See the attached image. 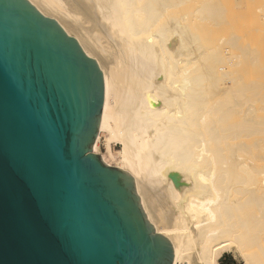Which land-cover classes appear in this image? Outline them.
I'll return each mask as SVG.
<instances>
[{
	"label": "bare ground",
	"instance_id": "1",
	"mask_svg": "<svg viewBox=\"0 0 264 264\" xmlns=\"http://www.w3.org/2000/svg\"><path fill=\"white\" fill-rule=\"evenodd\" d=\"M26 1L96 61L92 153L134 179L172 264H264V25L245 27L260 0Z\"/></svg>",
	"mask_w": 264,
	"mask_h": 264
},
{
	"label": "water",
	"instance_id": "2",
	"mask_svg": "<svg viewBox=\"0 0 264 264\" xmlns=\"http://www.w3.org/2000/svg\"><path fill=\"white\" fill-rule=\"evenodd\" d=\"M95 60L26 0H0V264H172L134 179L92 153Z\"/></svg>",
	"mask_w": 264,
	"mask_h": 264
},
{
	"label": "rangeland",
	"instance_id": "3",
	"mask_svg": "<svg viewBox=\"0 0 264 264\" xmlns=\"http://www.w3.org/2000/svg\"><path fill=\"white\" fill-rule=\"evenodd\" d=\"M243 1H244V0H243ZM246 1H247V0H245V2H246ZM256 1H257V0H256ZM256 1L254 0V2H256ZM249 2H250V1H249ZM258 2H259V1H258ZM242 3H243V2H242ZM247 3H248V2H247ZM250 3H251V4H248V5H252V4H254V3H253V0H252ZM259 3H262V4H263V3H264V0H263V1L260 0ZM245 4H246V3H245ZM262 4H261V5L259 4V6H258L257 3H255V4H254V8H252L253 10H254V9H255V10H254V11L252 10L253 12H252V11H251V12L254 14V13L256 12V10H257V9H256L257 6H258V7H260V6H264V5H262ZM246 6H247V4H246ZM252 6H253V5H252ZM255 6H256V8H255ZM243 7H244V5H243ZM249 7H251V6H249ZM249 7L247 6V7H245V9H244L245 12H246V16H249V17H246V16H245L246 19L251 18V16L253 15V14H251V13L249 12V11H250V10H249ZM246 8L249 10L248 13H247V9H246ZM263 8H264V7H263ZM238 9H239V8L235 9V12H234V13H236V11H238L237 14L234 15V16H235V19H236V17H238V14L240 13L239 11L241 10V9H240V10H238ZM250 9H251V8H250ZM257 12H258V10H257ZM257 12H256V13H257ZM243 13H244V12H243ZM256 13L254 14V16H252V18H253V19L251 18L252 20L249 19L251 22H249V20H246V21H248V22L251 23V24H248V23H247L245 20H243V19H242V21H239V22H241L244 26H245V24L247 23L245 27H249V26H247V25H251V28H250V29L253 28L252 30L255 29V27H253L252 24H255L256 27L260 28L262 25H264V22L261 20V19L264 18V16H262V15H263V14H262L263 12H261V13H257V14H256ZM248 14H250V15H248ZM260 14H262V15H260ZM231 15H232V18H231V16H230V18L233 19V18H234L233 13H232ZM243 15H244V14H243ZM255 15H256L257 17H259V16H262V17H263V18L260 17V20H257V19H256V21H260L261 23H255V22H254V20H255L254 18L256 17ZM239 16H240V15H239ZM235 19H234V20H231L230 25L232 24V26L234 27V29H235V27L237 28V26L241 27V28H240V32H238V31H239V28L236 29L237 31L233 29L234 31H236V32H238V33H241V32H242L241 29L243 28V26H241V25H242L241 23L239 24V22H238L237 19H236V22H235ZM263 20H264V19H263ZM232 21H233V22H232ZM244 22H245V23H244ZM252 22H253V23H252ZM236 23H237V24H236ZM262 23H263V24H262ZM238 24H239V25H238ZM256 24H257V25H256ZM258 24H262V25L260 26V25H258ZM236 25H237V26H236ZM232 26H230L231 29H232ZM259 26H260V27H259ZM226 27H228V26H226ZM226 27H225V29H227ZM223 28H224V27H223ZM225 29L223 30V34H225V33H227L228 31L231 30V29H230V30H228V31L226 32ZM247 29H248V28H247ZM250 29L248 30V33L252 31V30L250 31ZM261 29L263 30V29H264V26H262V28H260L259 30H261ZM242 30H243V29H242ZM245 30H246V29H245ZM245 30H244V32H245ZM231 32H232V31H231ZM244 32H243V33H244ZM246 32H247V30H246ZM255 32H258V35H257ZM255 32H254V34L256 35V37H257V36L260 37V35H262V33H260V35H259V31L256 30V29H255ZM228 33H229V32H228ZM225 35H226V34H225ZM256 40H257V38H256ZM263 51H264V48H263ZM263 53H264V52H263ZM263 55H264V54H263ZM260 79H261V78H260ZM256 80H258V81L260 82L259 79H256ZM261 81H263V79H261ZM260 85H261V86H259V89H260V87H261V88L263 89V90H261V91L264 92V82H263V83L261 82ZM261 91L259 90L260 94L262 93ZM262 96H263V95L261 94V98H260V99H264V98H262ZM263 97H264V96H263ZM260 103H261V102H260ZM260 103L258 104V107L262 106V104L260 105ZM262 103L264 104V102H262ZM255 107H256V106H255ZM258 107H256V108H258ZM263 107H264V105H263ZM263 107H261V108H263ZM258 110H260V109L258 108ZM259 112H260V111H259ZM260 113H262V112H260ZM260 113H259V114H260ZM263 113H264V111H263ZM261 115H262V114H261ZM258 116H259V115H258ZM262 117H264V115H262ZM262 137H263V136L260 135V138H262ZM253 139H254V138H253ZM255 139L257 140V136H256ZM255 139H254V140H255ZM254 140H253V141H254ZM260 140H261V139H260ZM262 141H263V138H262ZM255 142H256V141H255ZM257 142L259 143V141H257ZM263 142H264V141H263ZM115 149H116V151H119L120 147L117 146ZM102 151L104 152V147H102ZM98 156H100V157H101V160H102V156H101L100 154H99ZM220 264H242V262H241V260L238 258V256H237L236 254H234V253H226V254L220 259Z\"/></svg>",
	"mask_w": 264,
	"mask_h": 264
}]
</instances>
